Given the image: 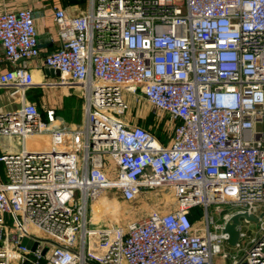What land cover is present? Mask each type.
I'll use <instances>...</instances> for the list:
<instances>
[{
	"label": "built area",
	"instance_id": "built-area-1",
	"mask_svg": "<svg viewBox=\"0 0 264 264\" xmlns=\"http://www.w3.org/2000/svg\"><path fill=\"white\" fill-rule=\"evenodd\" d=\"M87 1L53 7L62 43L42 59L33 7L0 11V86L21 98L0 110V264H264V0ZM39 66L61 76L36 82ZM69 84L79 124L25 98ZM139 100L164 140L130 114ZM238 213L255 218L233 245Z\"/></svg>",
	"mask_w": 264,
	"mask_h": 264
},
{
	"label": "crops",
	"instance_id": "crops-1",
	"mask_svg": "<svg viewBox=\"0 0 264 264\" xmlns=\"http://www.w3.org/2000/svg\"><path fill=\"white\" fill-rule=\"evenodd\" d=\"M56 5L66 7L71 14H74L80 10H85L88 6V1L85 0V5L80 6L77 4H64L61 0H0V11L24 6L33 7L35 10L36 26L41 48L40 59H42L45 55L59 48L62 43L61 32L53 19V7ZM10 68H12V63L5 59L4 49L0 45V73ZM45 68V66L34 68L36 82L54 81L58 79V77H53L47 74ZM73 87L80 89L77 84L55 85L52 87L47 85L35 86L26 90L25 98L28 101L36 102L41 110H43L46 106L55 107L59 116L64 118L62 114L64 111L68 110V106L66 104L67 98H74L77 96L75 95L76 92L75 94L69 92V90ZM20 102V92L13 93V88L0 86V110L16 108L19 106ZM79 111V119H75L72 116L64 119L73 124L81 123L84 119L83 107H81V110ZM137 111H139V109ZM151 114L153 113H148V117ZM145 119L142 121L140 120L141 124L144 123ZM7 142V138L0 137V153L4 151L2 144Z\"/></svg>",
	"mask_w": 264,
	"mask_h": 264
},
{
	"label": "rangeland",
	"instance_id": "rangeland-1",
	"mask_svg": "<svg viewBox=\"0 0 264 264\" xmlns=\"http://www.w3.org/2000/svg\"><path fill=\"white\" fill-rule=\"evenodd\" d=\"M69 92H71L73 94H75V92H76L75 95H77V96L74 97V99L76 102H78V104L80 106V110H81V107H83V103H84V96L82 95V92L80 91V89H77L76 87L71 88L69 90ZM30 102H32V101H30ZM34 103L38 107V104L36 102H34ZM141 106H142V108H141ZM138 107H139V112L141 111L140 109H142V111H143V115L140 118V120L142 121L146 117H148V113H150L151 107L145 101L139 100L138 102L136 101V104H134L131 107L130 114H135L136 111L138 110ZM0 172L2 175H4L3 163H0ZM163 196H165L167 198H171V196H172L171 190L165 189L162 193L158 192V191H152L150 194H142L136 202H131L130 204L123 202V204H122L123 205V211L125 213H128V214L130 213L129 215L132 217L135 215H138V214H142L141 212L146 213V212L150 211L153 207H155L156 203L158 201H160ZM162 199L164 200V198H162ZM252 226L255 228L256 225L253 224Z\"/></svg>",
	"mask_w": 264,
	"mask_h": 264
},
{
	"label": "trees",
	"instance_id": "trees-1",
	"mask_svg": "<svg viewBox=\"0 0 264 264\" xmlns=\"http://www.w3.org/2000/svg\"><path fill=\"white\" fill-rule=\"evenodd\" d=\"M64 4H77L80 6L85 5V0H61ZM68 110L63 112L64 118H69L70 116L74 117L75 119H79L80 115V106L78 102L75 101V99L67 98L66 101ZM167 120L163 119L160 121L155 120L153 114H151L149 117H147L142 125L148 127L150 130H152L160 139L164 140L167 129H166ZM202 207L195 206L190 211V217L192 220H195L199 218L202 215Z\"/></svg>",
	"mask_w": 264,
	"mask_h": 264
},
{
	"label": "water",
	"instance_id": "water-1",
	"mask_svg": "<svg viewBox=\"0 0 264 264\" xmlns=\"http://www.w3.org/2000/svg\"><path fill=\"white\" fill-rule=\"evenodd\" d=\"M47 74L53 76V77H60L61 76V72L60 70H54L52 68H48L46 67L45 68ZM242 216H245V217H248L250 219H254L255 217L252 216V215H249V214H235L231 217V220L230 222H228L226 224V227H225V230L229 233V243L230 244H236V242L238 241L239 239V230L237 228L238 224L240 223V218ZM246 264V263H244Z\"/></svg>",
	"mask_w": 264,
	"mask_h": 264
},
{
	"label": "bare ground",
	"instance_id": "bare-ground-1",
	"mask_svg": "<svg viewBox=\"0 0 264 264\" xmlns=\"http://www.w3.org/2000/svg\"><path fill=\"white\" fill-rule=\"evenodd\" d=\"M30 141H33V140H30Z\"/></svg>",
	"mask_w": 264,
	"mask_h": 264
}]
</instances>
